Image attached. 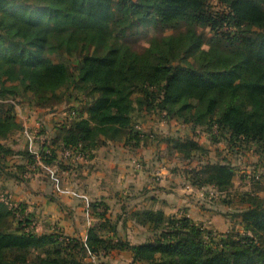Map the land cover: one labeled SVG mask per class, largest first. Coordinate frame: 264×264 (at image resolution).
Returning <instances> with one entry per match:
<instances>
[{
	"label": "trees",
	"instance_id": "16d2710c",
	"mask_svg": "<svg viewBox=\"0 0 264 264\" xmlns=\"http://www.w3.org/2000/svg\"><path fill=\"white\" fill-rule=\"evenodd\" d=\"M141 26L176 32L138 51L127 40ZM64 88L87 101L57 141L43 142L46 165L64 149L88 159L109 144L141 148L147 136L134 112L175 119L193 135L224 133L264 153V0H0V139L22 129L15 97L56 104ZM165 141L184 161L205 150L192 137ZM12 154L38 163L30 149L0 142V174ZM18 169L25 175L27 167ZM184 172L191 185L221 191L235 176L228 162ZM247 199L233 214L241 233L214 232L187 214L134 209L128 215L151 235L132 244L103 201L89 203L94 221L81 239L38 232L26 202L0 195V264H93L88 257L114 250L131 251L130 264H264V198Z\"/></svg>",
	"mask_w": 264,
	"mask_h": 264
},
{
	"label": "rangeland",
	"instance_id": "374dc122",
	"mask_svg": "<svg viewBox=\"0 0 264 264\" xmlns=\"http://www.w3.org/2000/svg\"><path fill=\"white\" fill-rule=\"evenodd\" d=\"M175 32L171 28L141 26L127 42L133 49L141 51L152 38L170 36ZM61 92H63V97L59 102L42 106L32 105L28 96L15 97L17 117L23 126L21 130L0 139V142L12 147L15 151L30 149L31 152H39L42 145H45L43 142H52L53 139L57 141L59 138L58 129L64 124L71 123L77 114H80V110L85 107L87 101L85 97L76 95L72 89L64 88ZM133 120L136 128L144 133V138L147 136L145 139L147 141L138 150L127 147L134 153L130 158L128 155L126 161L131 162L133 159H139L137 160L141 164L139 169L143 172L144 178L148 177L147 181L149 179L151 184H155L152 186H155L153 194L157 196L155 197L157 206L164 205L166 214H187L214 232L241 233L242 227L239 218L233 214L247 206L249 196L264 198V153L260 147L254 143L239 142L235 144L233 141H229L224 133L200 131L197 135H193L189 125L181 124L175 119L166 120L158 114L134 112ZM168 137L183 139L192 137L205 150L198 151L191 160L184 161L181 154L169 149L170 146L168 147L165 141ZM110 149L113 148L105 146L101 152ZM129 151H127L128 154H130ZM109 153H112V150ZM21 157L18 154L9 155L5 162V172L15 171L13 166L22 160ZM81 162H84L82 158L66 159L59 151L56 164L46 165L42 162L29 164L24 175L26 185L24 188L20 185L15 194L7 192V190L10 191L9 184L11 182L9 183V180L7 182V179H3L4 176H0V195L11 203L28 202L27 210L35 214L33 218L36 223L41 218L38 211L43 204L45 190L48 192L47 196L53 198V206L58 204L60 207L68 209L70 208L69 204L73 201V204L77 203L80 206L75 210L77 214L86 219L84 211L86 198L95 199L99 197V194H84L85 197H82L83 194H73L72 190L69 191V194L62 193L74 187L75 182L83 181L85 178L83 166L86 163L82 164ZM206 162H228L234 167L233 185L228 190L221 191L209 185L202 188L193 185L192 188L187 187L190 183L185 178L184 171L188 168H199ZM19 173H22L21 170ZM10 186L13 188V183ZM142 188L144 192L150 191L145 186ZM61 195L65 197L62 198V201L58 197ZM151 195L147 194L144 199H141L140 194H133V190L129 191V187L125 185H121L117 193L105 195L109 198L113 197L108 202L109 211L112 220L118 219L119 225H121L122 230L119 235L126 234L130 241H144L151 235L145 228L142 229L134 222L129 221L131 218L128 215V210L131 207L141 205L140 200L146 201L145 199ZM181 199L184 200L179 204L178 200ZM145 203V205L148 204L147 201ZM42 223L38 222L39 229L41 225L43 229H48ZM87 260H91L93 264H129L121 254L113 253L107 257H88Z\"/></svg>",
	"mask_w": 264,
	"mask_h": 264
},
{
	"label": "crops",
	"instance_id": "0c3cea01",
	"mask_svg": "<svg viewBox=\"0 0 264 264\" xmlns=\"http://www.w3.org/2000/svg\"><path fill=\"white\" fill-rule=\"evenodd\" d=\"M105 146H111L113 149L112 153H109L110 150H104L101 152L102 148ZM94 151V154L92 157L86 159L83 158L84 162L86 165L83 166V172L84 179L83 181H77L73 185H75L72 188H69L65 190L62 193L69 194L72 190L71 193L73 194H83L82 197H85L84 194H99L98 198L95 199H90L86 198V202L84 205V211H85V218L80 217L75 210H77L80 206L78 204H73V201L69 204L70 208L66 209L65 207H60L58 204L52 205L53 203V198H50L47 196L46 190L44 193V201L43 204L41 205L39 209V215H40V220L38 221L39 223L43 222V226H47L48 229H43L42 225L41 228L39 229V225L37 222V227L36 230L38 232H61L70 236H77L80 237L81 239H85L86 234H87V229L89 225L94 221L93 218H88V205L91 202L94 201H103L106 203L108 206V215L110 217V211H109V200H112L113 197L109 198V196H105L106 194H115L120 190L121 185H125L129 187V191L133 190V194H140V198L144 199V197L147 196V194H152L151 196L147 197L145 200L148 202L147 205H145L146 201L140 200L141 205H137L134 207H131L128 210V213H130L134 209H140V208H152V209H161L165 210L164 205L157 206V201L155 200L156 195H154V187L151 184V180L147 178H144V174L138 167L134 165V162L139 160V159H133L131 162H127L126 157L129 158L132 157V154L134 152L129 151L127 146H124L123 144H109L105 145ZM120 146V147H118ZM139 149V148H138ZM135 149V150H138ZM20 150H16L18 152ZM130 154H128V152ZM59 157V155H58ZM124 157V158H123ZM22 160L17 162L13 168H15V171L13 172H8L7 175L5 174H0V176H4L3 179H7V182L9 180V190L7 192H10L11 194H15L16 191H18L19 186L22 185L23 188L26 185V179H24V175L22 176L19 174V169L18 167L20 166H27V161L25 162V159L21 157ZM129 165V167H127ZM133 165V166H132ZM18 170V171H17ZM15 174L19 177L18 180H15L12 175ZM13 183V188H10ZM25 183V184H24ZM44 185V184H43ZM147 187L148 192H144L142 187ZM4 187V186H2ZM187 187L192 188V185H188ZM14 189V190H13ZM141 189V190H140ZM14 191V192H13ZM26 191V190H25ZM24 191V192H25ZM70 191V192H69ZM128 191V190H127ZM150 192V193H149ZM152 192V193H151ZM61 194V193H60ZM25 197V196H24ZM61 201L65 198L64 196H58ZM162 197V196H160ZM26 198V197H25ZM63 198V199H62ZM76 199V198H75ZM184 199L178 200V203H182ZM25 202V201H23ZM84 202V200H83ZM28 205V202H26ZM114 203H116V200H114ZM136 203V202H135ZM144 204V205H142ZM187 205V204H186ZM145 206V207H144ZM28 208V206H27ZM75 211V212H74ZM29 212V211H28ZM31 217L35 216V214L29 212ZM112 220V217H110ZM117 220V219H116ZM116 220H112V222H115ZM129 221L134 222L137 224L140 228H144L143 226L139 225L137 222H135L132 219H129ZM121 222V221H120ZM122 228L121 225H119L118 222V234L121 232ZM123 239H127L130 243L136 244V243H141L144 241H137V240H129L126 234L119 235ZM111 253L113 254H121L123 258H125L128 263H131V251L129 250H114ZM109 255V254H108ZM107 255V256H108ZM105 256V257H107Z\"/></svg>",
	"mask_w": 264,
	"mask_h": 264
},
{
	"label": "built area",
	"instance_id": "2783aa9c",
	"mask_svg": "<svg viewBox=\"0 0 264 264\" xmlns=\"http://www.w3.org/2000/svg\"><path fill=\"white\" fill-rule=\"evenodd\" d=\"M32 152L35 153L37 162H38V163H41L39 153H38V152H35V151H32ZM61 154H62V156H63L64 158H66V159H74V160H77V159L80 158V154H79V152H70V151L67 150V149L62 150V151H61ZM134 165H135L136 167L139 168L141 164H140V162L135 161V162H134Z\"/></svg>",
	"mask_w": 264,
	"mask_h": 264
}]
</instances>
